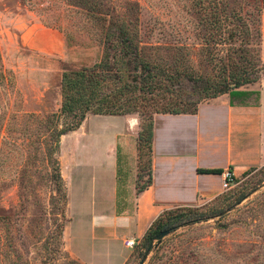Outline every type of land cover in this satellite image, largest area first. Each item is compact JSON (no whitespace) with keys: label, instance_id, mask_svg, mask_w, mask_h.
<instances>
[{"label":"rangeland","instance_id":"1","mask_svg":"<svg viewBox=\"0 0 264 264\" xmlns=\"http://www.w3.org/2000/svg\"><path fill=\"white\" fill-rule=\"evenodd\" d=\"M101 1L116 14L137 4L142 28L152 30L144 38L161 44L157 53L163 66L183 69V54L188 53L191 69L213 77L219 72V58L232 53L219 46L212 65L202 62L208 51L196 0ZM73 2L0 0V264H82L72 252H90L93 245L99 249L92 242V225L99 216L111 215L109 204L99 201L98 187L109 179L104 171L110 149L106 154L103 149L114 132L121 133L120 142L130 139L128 148L137 153L136 159L119 149L121 174L132 175L136 159L138 187L146 180L147 149L140 158L138 152V133L147 122L141 112L123 116L128 118L125 127L123 119L88 115L77 131L60 138L57 155L47 153L46 119L59 112L62 73L91 67L102 56L100 24ZM260 3L264 0L256 5ZM51 31L58 32L61 41ZM40 34L56 40L58 49L38 51L34 39ZM239 41L232 48H238ZM178 46L184 50H174ZM248 50L241 62L257 67L259 81L264 63L258 61L255 46ZM181 85L187 91L194 86L186 81ZM54 160L63 180L60 191L53 178ZM240 194L245 198L237 204ZM191 211L212 218L171 232L144 264H264V167L249 171L217 200ZM131 251L127 264H138L145 252L142 242Z\"/></svg>","mask_w":264,"mask_h":264},{"label":"trees","instance_id":"2","mask_svg":"<svg viewBox=\"0 0 264 264\" xmlns=\"http://www.w3.org/2000/svg\"><path fill=\"white\" fill-rule=\"evenodd\" d=\"M73 1V5L81 7L100 24L102 37L97 43L102 48V56L91 67L65 70L62 73L59 88L61 105L58 114H51L46 119L49 140L45 148L49 156L57 155L60 138L77 131L88 115L119 117L141 112L147 122L141 124L138 133V152L140 158L142 150L147 149L148 159L146 180L139 187L136 182V190L143 191L151 183L150 156L155 115L195 114L202 100L231 93L234 89L257 81L255 78L257 67L241 61L246 60L248 47L253 45L257 48L255 52L258 61L261 62L258 54L264 4L256 5L259 0L195 1L196 12L199 17H203L200 22L206 32L202 43L208 52L202 62L212 65L213 53L219 51V46L229 47L227 51H232L227 58H219L218 75L210 77L190 68L191 60L188 53H182V60L185 62L183 69L163 66L157 53L161 44L144 38L152 30L142 28L137 15V4L134 3L129 9L116 14V10L105 9L101 0ZM246 19H251V23H247ZM236 39H240V46L232 48ZM174 50L182 51L184 48L178 46ZM183 81L192 82L193 88L187 91L181 85ZM53 165H55L53 178L60 191L63 188V180L57 160H54ZM201 172L214 174L219 171ZM138 179L140 176H137ZM244 198L245 195L240 194L235 201L238 204ZM66 199V195L63 194L62 203L65 206ZM191 209L192 207L164 211L152 222L140 241L144 250L154 237L164 230L174 231L179 227L212 218H201L205 214H195ZM197 217L200 219L197 220ZM156 248V251L159 250V245ZM71 264L80 263L73 261Z\"/></svg>","mask_w":264,"mask_h":264},{"label":"crops","instance_id":"3","mask_svg":"<svg viewBox=\"0 0 264 264\" xmlns=\"http://www.w3.org/2000/svg\"><path fill=\"white\" fill-rule=\"evenodd\" d=\"M51 33L61 41L58 32ZM34 41L40 52L58 49L56 40L41 34ZM258 55L264 63V10ZM123 122L125 127L126 121ZM120 134L114 132L109 146L103 149L104 153L110 149L106 157L108 169L104 171L109 179H103L98 187L99 201L109 204L111 215L99 216L92 225V242L98 243L99 251L93 245L90 252H72L82 264H127L132 251L123 246V240L133 239L140 244L152 222L164 211L199 208L217 200L225 192L221 185L223 170L230 169L237 180L264 167V78L231 93L202 100L195 114L155 115L151 183L143 191L136 190L137 153L128 148L127 137L120 142ZM122 147L136 158L132 175L121 174ZM203 170L219 172L205 174Z\"/></svg>","mask_w":264,"mask_h":264},{"label":"built area","instance_id":"4","mask_svg":"<svg viewBox=\"0 0 264 264\" xmlns=\"http://www.w3.org/2000/svg\"><path fill=\"white\" fill-rule=\"evenodd\" d=\"M221 178H222V189L224 191L226 190H230L232 188V186L235 184V178L233 176V173L230 171V169H225L221 172ZM123 242V246L126 249H134L138 243L135 242V240L133 239H125L122 241Z\"/></svg>","mask_w":264,"mask_h":264},{"label":"water","instance_id":"5","mask_svg":"<svg viewBox=\"0 0 264 264\" xmlns=\"http://www.w3.org/2000/svg\"><path fill=\"white\" fill-rule=\"evenodd\" d=\"M172 231L173 229H167L160 232L157 236H155L153 241L148 245L147 249L145 250L138 264H144L152 248H156L159 245V242H161Z\"/></svg>","mask_w":264,"mask_h":264}]
</instances>
